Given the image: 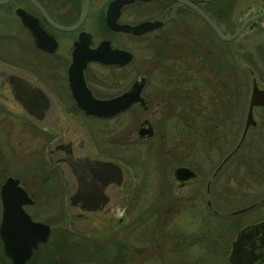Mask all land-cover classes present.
<instances>
[{"label":"flooded vegetation","instance_id":"af4514ba","mask_svg":"<svg viewBox=\"0 0 264 264\" xmlns=\"http://www.w3.org/2000/svg\"><path fill=\"white\" fill-rule=\"evenodd\" d=\"M233 4L234 0H0V222L4 211L1 191L5 190L11 193L8 197L14 207L11 217L17 223L25 225L34 221L48 226L45 237L35 242L21 264H58L60 260L61 264H69L64 251H59L53 244L57 238H65L66 223L74 230L79 252L87 255L75 263L115 264L110 235L115 226L127 218L126 194L138 178L128 170L126 162L113 156L111 148L104 150L97 145L98 134L103 140L112 141L114 126L111 121L116 117H122L124 123L126 112L137 110L134 138L142 145L144 162L154 154L148 144L167 139V132H160L159 126L175 128L169 136L172 152L181 150L186 144L216 147L226 143L232 132L227 129L225 107H240L244 92L242 50L236 47L232 52L227 43L243 29L253 27L264 14L253 24L247 21L233 38L227 40L218 37L197 9L213 21L222 35L232 33L245 19L264 9V5L256 8L233 27L226 18L227 14L232 15ZM114 11L117 23L133 25L149 21L151 27L140 33L111 28L106 16ZM21 14L28 15L32 22L25 23ZM95 50L108 62L87 59ZM126 51L130 53V59L119 62ZM132 62L135 66H129ZM80 63H84L81 82L76 71V64ZM246 72L248 93L252 81L257 87L264 88L256 71L250 68ZM72 86H75V93L82 94L83 99L78 100L83 102L89 100L86 95L109 99L128 89L139 87V91L127 108L110 116H95L78 108L90 106L78 103ZM24 107H41V116L36 118ZM258 109H264V105L252 107L255 124L247 128L242 140L238 142V136L215 168L207 171L211 177L221 173L222 178L233 184L210 183L213 178L209 177L201 189L197 175L206 170H196L181 163L176 166H186L194 172L182 181L173 175L178 182L176 187H182L190 179L195 180L187 185V193L184 196L172 194V184L161 183L160 191L169 193L163 192L167 193L161 194L163 199L158 195L160 202L155 199L153 204L157 206L149 205L143 209L149 218L153 214L157 217L162 203H165L166 212L174 205L179 208L180 202V205L187 204L193 218L199 216L206 220L211 216L218 219L223 228L225 220L237 224L239 215L255 208L259 212H255L252 220L235 227L236 236L241 227L258 224L252 238L253 248L246 246L241 250L243 254L252 252L255 256L251 264H264V245L260 244L264 239V226L259 225L264 220V133L260 128L254 131L255 146H252L251 155L253 189L260 192L252 196L249 206L235 205L226 213L218 212L213 204L216 201L237 204L242 200L244 183L235 171L243 161L240 148L248 131L264 125V114ZM145 131L151 134L147 135ZM164 155L167 157L168 154ZM67 159L112 161L119 164L121 177L116 183L112 177L100 176L104 182L99 186L97 196L79 193L74 203H70L69 197L77 192L78 179ZM228 159L234 160V164L232 160L230 162L234 171L223 167ZM94 180L90 174L81 178L84 185L92 187ZM200 193L205 203L204 212L196 205ZM92 204L96 208L91 209ZM170 235L180 240L171 250L166 249L167 253L176 251L178 244L183 245V240H194L178 232ZM229 250L225 252L227 264H230ZM118 252L126 257V264H131L130 255H136L124 248ZM52 254L60 260L54 261ZM147 255L160 260L164 257L162 251L142 256ZM246 261L245 256L240 259V262ZM0 264H13L4 253L1 236Z\"/></svg>","mask_w":264,"mask_h":264},{"label":"rangeland","instance_id":"374dc122","mask_svg":"<svg viewBox=\"0 0 264 264\" xmlns=\"http://www.w3.org/2000/svg\"><path fill=\"white\" fill-rule=\"evenodd\" d=\"M263 5L264 0H234L231 12L232 15L227 14L226 18L229 23H232L233 27H235L243 18L252 14L255 12L256 8H261ZM227 47L228 49L231 48L232 52L235 51L236 47H240L242 50L243 61L241 64L243 63L242 65L244 67L242 71V86L244 87V92L241 96L240 107L236 109H234L235 107H225V117L229 122V127H227V129L229 128L232 132L228 136L226 143L220 146L216 145V147H214V145L212 146V144L208 145L209 147L197 144H186L181 150L172 152L169 136L173 134L175 128L172 129L171 126L168 128L159 126L158 129L160 132H167V139L162 143L161 141H157L154 144H148V148L151 146V150L154 151V154L144 162L141 157L142 145L134 138L135 118L137 117V110L135 109L126 112V122L123 123L121 120L123 118L119 116L111 121L114 126L111 142L103 140L101 134H98V137L96 136L98 141L97 145H100L104 150L111 148V152L114 153L113 156L126 162L128 170H130L133 175H138V178L133 181L134 187H132L129 194H126L128 202L125 214L127 218L115 226L114 231L110 235L111 239L109 240L113 242V247L115 249V264H126V257L118 252V250L123 248L132 250L133 253H136V255H130L131 264H159V261H161V264H227L225 261V252L228 251L230 243L235 236V227L239 223L242 224L252 220L254 218L252 216L255 212H259H257L255 208L246 210L242 215H239L240 221L237 224H232L228 221L229 219L225 220V224L222 223L225 229L224 231L218 219L211 216L206 218V220H203V218L200 219L199 216L193 218L187 204L185 205L182 203L180 205V202L179 208L174 205L173 207H168L166 212L164 208L165 203H162L158 208L160 216L157 217H154L153 214L149 218L143 210L149 205L157 206L153 204L156 200L160 202L158 195L162 197L161 194H163V196L167 194L163 192L169 193V191L166 190L160 191L161 183L164 184V182H167V184H172V194L184 196V194L187 193V185L193 184L195 180L190 179L185 181L182 187H176L178 182L173 177L172 169L178 164L184 163L191 165V167L196 170H206V173L200 171L197 175V179H199L198 182L202 186L201 189H203L206 179L211 177V175L209 176L207 174V171L215 168L222 155L228 151L239 136L245 115L246 98L249 87V76L246 75V69L249 70L251 68L254 72L256 71L261 82L264 83V58H261V55L264 54V16L260 18L253 27L243 29L240 35L227 43ZM129 66H135L134 62L129 64ZM258 111L264 114V109H258ZM129 115L131 117L127 120ZM256 128H260V131L264 133V125L250 128L247 133V138L240 148L241 153L243 152V161L235 171L239 174L241 181L244 183L242 200L237 204L234 202L220 204L216 201L213 207L218 210V212L226 213L230 209H233L235 205L236 207L249 206L248 204L251 202L252 196L260 192L259 190L256 191L253 189L254 183L251 179V155L253 156L252 146H255L253 140L256 136L254 133ZM227 129L224 130L226 131ZM179 131H181V129H179ZM155 140L154 138L153 142ZM191 147H193V149ZM164 154H168L167 157ZM231 160L232 164H234L233 159H228L224 163L223 167L227 170L230 168L232 170L233 165L231 166L230 164ZM222 176L224 177L221 173H216V175L211 177L213 180L210 183L218 184L226 182L227 184H233L231 180L227 179L226 181ZM199 196L200 198H198L196 202L198 204L196 205L199 207L198 210L204 212L206 209L205 203L203 202V195L200 193ZM163 198L164 197H162V199ZM183 200L179 201L182 202ZM259 215H257V217ZM218 226L221 227V234L224 236H220L221 239L214 235V229L217 230ZM66 227H68V223H66ZM175 232L194 240L193 242L183 240V245L178 244L176 251L167 253L166 249H169L177 240H180L170 235ZM164 247H166V249ZM160 251L165 254L161 260L153 255H150L151 257H148V255L142 256L145 253L154 254ZM86 256L87 255L83 253H79L77 258L80 261L86 258ZM104 264L107 263L104 262Z\"/></svg>","mask_w":264,"mask_h":264},{"label":"water","instance_id":"95a60500","mask_svg":"<svg viewBox=\"0 0 264 264\" xmlns=\"http://www.w3.org/2000/svg\"><path fill=\"white\" fill-rule=\"evenodd\" d=\"M118 2V0H116ZM197 9V8H196ZM199 15L203 18V20L216 32L219 38L222 39H231L233 38L246 24L247 21H251V24L255 22V20L264 14V9L256 14H252L247 19H245L232 33L228 35H222L216 25L210 20L202 11L197 9ZM21 18L25 23L32 22L31 18L27 15L21 14ZM116 11L113 14L106 16V21L111 28L128 30L131 29L133 33H140L146 29L151 27V23L149 21H141L133 25H128L127 23H117L115 21ZM99 51V50H98ZM100 52V51H99ZM131 55L126 51L125 57L123 60L119 62H125L130 59ZM96 59L102 60L105 62L107 58L103 57V55L98 53L96 50L94 54L87 59ZM84 66V63L76 64V71L78 72V78L81 82V70ZM70 80L73 79L72 76L69 77ZM74 83V82H73ZM72 91L74 97L78 100L83 96L79 92L75 93V86H72ZM83 91V90H82ZM139 91V87L136 90L128 89L121 94L109 98V99H96L89 95H86L88 101L84 102L82 100H78L80 105H88L90 107H78L85 114L95 115V116H110L115 114L116 112L127 108L129 104H131L136 98ZM87 93L88 90L86 89ZM89 94V92H88ZM255 105H264V88H259L256 86L255 82L252 81L251 88L248 94L247 107L245 110V115L243 119L242 131L239 134L238 142L242 140L245 135L247 128L253 124H255V118L253 116L252 107ZM27 113L32 114L36 118L41 116V107H24ZM141 129V128H140ZM140 129H138V133H141ZM145 134L150 135L151 132H146ZM237 142V143H238ZM70 167L72 168V172L75 174L78 179L77 192H73L69 197L70 203H74L77 195L79 193H85L88 196H97L98 188L101 184H103V180L100 178L102 175H107L108 178L112 177L114 182H118L121 177V168L119 164L112 161H104V160H86V159H67ZM85 172V173H84ZM109 172V173H104ZM90 174L92 177H95L93 182V187L90 185H84L81 182V178ZM194 172L186 167V166H176L173 169L174 177L179 180H185L190 176H193ZM2 201H3V217L0 222V236L3 241L4 253L11 260L13 264H21L30 254L31 247L35 245L37 240L43 239L48 232V226L42 225L38 222L30 221L25 225L17 223L11 214V210L14 209L13 206L10 205L9 196H11L10 192H5V190L1 191ZM93 205V204H92ZM91 209L96 208L95 205L90 207ZM19 222V221H18ZM262 227L264 226V220L260 222ZM22 226V227H21ZM258 224H248L238 229L236 233L235 239L231 243V249L227 255V258L230 264H251L253 262L255 256L252 252H247L246 254L241 253V250L246 246L250 249L253 248L252 238L256 234ZM40 232L41 235H38ZM260 241L261 245H264V239ZM246 257V262H240L242 257ZM76 264H95L93 262L85 261L79 262Z\"/></svg>","mask_w":264,"mask_h":264},{"label":"trees","instance_id":"16d2710c","mask_svg":"<svg viewBox=\"0 0 264 264\" xmlns=\"http://www.w3.org/2000/svg\"><path fill=\"white\" fill-rule=\"evenodd\" d=\"M214 230H215L214 235H216L219 238H220V236L224 237L221 234V227L218 226V229L217 230L214 229ZM63 237H65V238H63ZM63 237H62L63 239L60 238L61 240L59 238H57L56 241H53L54 246L57 247L59 251H64L65 256H66L65 260L69 264H71V263L73 264V263L79 261L77 258V255L81 252H79V250H78V247H79L78 243L75 242L74 230L71 227H67L66 228V236L64 234ZM67 238H69V239H67ZM176 243L173 244L169 248V250H171V248H174L176 246ZM164 248L166 249V247H164ZM164 248H162V249H164ZM164 255L165 254H163V256ZM52 257H53L54 261L60 260L58 258L56 259L53 254H52ZM58 264H61V260Z\"/></svg>","mask_w":264,"mask_h":264}]
</instances>
